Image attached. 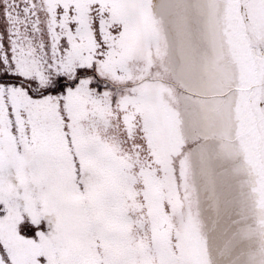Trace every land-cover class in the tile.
I'll use <instances>...</instances> for the list:
<instances>
[{"label":"snow or ice","instance_id":"snow-or-ice-1","mask_svg":"<svg viewBox=\"0 0 264 264\" xmlns=\"http://www.w3.org/2000/svg\"><path fill=\"white\" fill-rule=\"evenodd\" d=\"M0 264H264V0H0Z\"/></svg>","mask_w":264,"mask_h":264}]
</instances>
